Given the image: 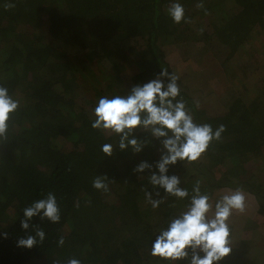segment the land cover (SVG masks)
Listing matches in <instances>:
<instances>
[{"label":"trees","instance_id":"16d2710c","mask_svg":"<svg viewBox=\"0 0 264 264\" xmlns=\"http://www.w3.org/2000/svg\"><path fill=\"white\" fill-rule=\"evenodd\" d=\"M174 2L190 23H173L168 7ZM198 2L0 0V85L20 101L8 138L0 141V264H66L70 258L81 264H186L153 257L151 245L186 210L198 181L213 202L237 187L255 200V212L230 217V239L236 215L247 216L242 231L264 222V0H203V9ZM5 3L15 7L5 9ZM163 46L186 48L183 63L210 55L226 83L221 93L205 94L178 80L177 99L195 122L226 129L197 161L169 167L168 175L179 176L189 191L183 200L149 184L159 140L137 129L134 135L148 141L140 153L115 147L106 157L102 145H116L118 137L91 127L102 96L126 95L161 68L175 74ZM141 161L152 171L135 172ZM95 176L111 181L108 192L93 188ZM145 191H159L163 203L153 209ZM48 192L56 195L60 222L37 216L23 230V210ZM33 226L44 229V242L18 247L19 239L34 235ZM232 247L219 264H264V239L244 238Z\"/></svg>","mask_w":264,"mask_h":264},{"label":"clouds","instance_id":"9594fccd","mask_svg":"<svg viewBox=\"0 0 264 264\" xmlns=\"http://www.w3.org/2000/svg\"><path fill=\"white\" fill-rule=\"evenodd\" d=\"M14 3H5V9L14 8ZM203 9V0L195 5ZM168 15L175 24L182 21L190 23L185 16V9L179 2L171 3ZM179 77L161 68L159 74L143 85L133 86L126 95H114L111 98L102 96L94 109V121L91 127L108 135H116L118 143H105L101 151L106 157H111L115 147L120 151L131 149L140 153L148 141L134 135L135 130L147 132L160 141L162 151L155 162V172L148 177L149 184L154 188L163 189L168 195L181 200L190 196L185 187H180L181 179L177 175H168L169 167L178 161H197L215 140L222 138L225 126L219 125L215 130L211 124L195 122L191 110L180 96ZM20 107V101L9 94L7 87L0 85V141L7 140L9 121ZM153 165L141 161L134 169L137 173L152 171ZM106 176H95L92 186L96 190L108 192ZM156 198H153V197ZM247 193L237 187L229 190L213 202L208 193H202L199 181L193 186L190 201L186 210L172 218L167 228L159 230L151 245V255L172 262L185 261L186 264H219L232 251L230 239L231 229L229 219L233 212L243 213L246 210ZM145 200L153 209L163 203L160 192L145 191ZM39 216L53 224L61 219L60 207L55 193L48 192L44 198L34 201L23 210L20 226L28 230L32 218ZM33 234H27L17 242L18 247L31 249L45 240V231L39 226H33ZM63 246L64 239L58 240ZM53 264H61L54 260ZM66 264H81L76 258H70Z\"/></svg>","mask_w":264,"mask_h":264},{"label":"rangeland","instance_id":"374dc122","mask_svg":"<svg viewBox=\"0 0 264 264\" xmlns=\"http://www.w3.org/2000/svg\"><path fill=\"white\" fill-rule=\"evenodd\" d=\"M164 52H165V59L168 65L173 70V73L179 77V82L185 83L187 82L188 85H190L193 89L199 88L204 92L205 94L208 92H214L215 94L221 93L224 91L223 89L226 87V83L223 81V76L219 72V62L215 61L210 55H203L202 57H197L196 55L194 58L191 56V59L194 60L195 63L187 62L183 63V56L188 51L186 48H169L168 46H163ZM194 54V53H193ZM264 173L259 175L260 181L263 182ZM255 200L251 197H246V212H255L256 206H255ZM238 212H233L232 216ZM247 216H238L236 215L235 221L233 220V224H236V230L237 232L232 236V245L236 244L239 240H242L244 238L251 239L252 241L258 240V239H264V222L259 223L255 227L254 230L251 231H242V228L244 226V223L246 221ZM253 250L249 252V254H252ZM252 257V255H249ZM249 259V257H247Z\"/></svg>","mask_w":264,"mask_h":264}]
</instances>
